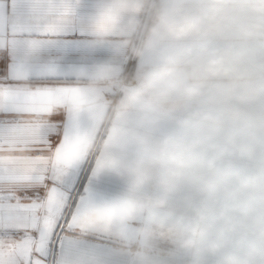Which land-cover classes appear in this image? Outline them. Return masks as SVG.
<instances>
[{"label": "clouds", "instance_id": "9594fccd", "mask_svg": "<svg viewBox=\"0 0 264 264\" xmlns=\"http://www.w3.org/2000/svg\"><path fill=\"white\" fill-rule=\"evenodd\" d=\"M92 4L85 49L110 55L76 76L117 185L97 221L135 264H264V0Z\"/></svg>", "mask_w": 264, "mask_h": 264}, {"label": "snow or ice", "instance_id": "6c2138e0", "mask_svg": "<svg viewBox=\"0 0 264 264\" xmlns=\"http://www.w3.org/2000/svg\"><path fill=\"white\" fill-rule=\"evenodd\" d=\"M92 6L0 0V264H135L95 216L117 185L76 76L110 55L85 49Z\"/></svg>", "mask_w": 264, "mask_h": 264}, {"label": "built area", "instance_id": "2783aa9c", "mask_svg": "<svg viewBox=\"0 0 264 264\" xmlns=\"http://www.w3.org/2000/svg\"><path fill=\"white\" fill-rule=\"evenodd\" d=\"M132 63H134V61Z\"/></svg>", "mask_w": 264, "mask_h": 264}]
</instances>
